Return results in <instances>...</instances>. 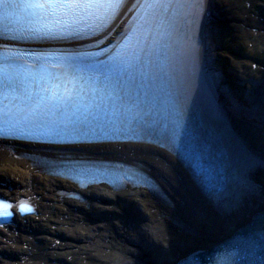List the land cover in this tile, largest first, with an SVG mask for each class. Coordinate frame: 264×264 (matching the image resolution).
Instances as JSON below:
<instances>
[{"label": "bare ground", "instance_id": "obj_1", "mask_svg": "<svg viewBox=\"0 0 264 264\" xmlns=\"http://www.w3.org/2000/svg\"><path fill=\"white\" fill-rule=\"evenodd\" d=\"M196 12L203 15L192 34L200 57L193 80L248 167L252 195L244 211L259 208L264 203V0H201ZM125 21L114 23L112 39ZM66 156L129 165L135 159L156 188H81L37 164L39 157ZM0 197L30 202L34 211L0 227V264L162 263L196 244L204 248L244 212L225 222L175 156L134 143L0 142Z\"/></svg>", "mask_w": 264, "mask_h": 264}, {"label": "snow or ice", "instance_id": "obj_2", "mask_svg": "<svg viewBox=\"0 0 264 264\" xmlns=\"http://www.w3.org/2000/svg\"><path fill=\"white\" fill-rule=\"evenodd\" d=\"M121 3L122 0H0V53L5 61L10 56L23 61L19 67L7 62L0 64V102L7 112L14 111L16 124L33 123L43 127L50 136L99 128L104 132L103 136L93 140H82L78 136L77 139L85 144L118 141L132 142L140 148L154 146L142 138L140 129H132L130 122L125 123V115L133 113L137 106L128 103L127 92L122 94L113 79L117 61L123 70L131 67L130 59L134 57L130 50L142 44V41L133 43L132 35L118 45L110 38L112 22ZM141 7L154 10L156 37L150 47L157 53L163 50L167 62L170 54L176 58L173 79L187 89L200 68L199 47L191 34L200 29L203 13L185 10L199 9L201 0H146ZM101 9L103 19L100 23L93 20L91 24L81 26L93 11ZM169 11L171 15L165 18L164 14ZM178 25H182L184 31L179 49L173 51L163 40L178 32ZM151 31L153 29L149 27L142 37L146 39ZM28 41L86 42V47L71 52L66 49L22 52L10 46ZM109 52L113 55H108ZM53 60L58 62H50ZM134 115H139V111L136 110ZM37 121L43 124H36ZM13 138L42 142L35 136ZM133 165L125 168L123 164H116L113 169L104 168L101 174L113 177L107 183L117 192L129 183L133 187L154 190L156 185L143 164L134 159ZM85 168L82 162L81 171ZM73 179L78 180V177ZM85 182L91 183L81 181L82 184ZM0 207L9 210L0 217L13 215L10 202L0 200ZM19 210L21 213L33 211L24 203L20 204Z\"/></svg>", "mask_w": 264, "mask_h": 264}, {"label": "water", "instance_id": "obj_3", "mask_svg": "<svg viewBox=\"0 0 264 264\" xmlns=\"http://www.w3.org/2000/svg\"><path fill=\"white\" fill-rule=\"evenodd\" d=\"M245 208L236 211L227 223ZM156 264H264V203L244 211L238 222L209 240L204 248L196 244Z\"/></svg>", "mask_w": 264, "mask_h": 264}, {"label": "clouds", "instance_id": "obj_4", "mask_svg": "<svg viewBox=\"0 0 264 264\" xmlns=\"http://www.w3.org/2000/svg\"><path fill=\"white\" fill-rule=\"evenodd\" d=\"M7 211H9L6 207H0V215H4Z\"/></svg>", "mask_w": 264, "mask_h": 264}]
</instances>
